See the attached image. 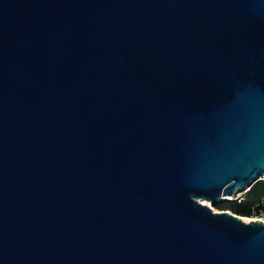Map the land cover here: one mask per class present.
<instances>
[{"label": "water", "instance_id": "obj_1", "mask_svg": "<svg viewBox=\"0 0 264 264\" xmlns=\"http://www.w3.org/2000/svg\"><path fill=\"white\" fill-rule=\"evenodd\" d=\"M262 176L264 0H0V264H264Z\"/></svg>", "mask_w": 264, "mask_h": 264}, {"label": "trees", "instance_id": "obj_2", "mask_svg": "<svg viewBox=\"0 0 264 264\" xmlns=\"http://www.w3.org/2000/svg\"><path fill=\"white\" fill-rule=\"evenodd\" d=\"M264 180L256 181L241 200L227 199L215 205L220 210H231L241 216H255L264 208Z\"/></svg>", "mask_w": 264, "mask_h": 264}, {"label": "built area", "instance_id": "obj_3", "mask_svg": "<svg viewBox=\"0 0 264 264\" xmlns=\"http://www.w3.org/2000/svg\"><path fill=\"white\" fill-rule=\"evenodd\" d=\"M259 180H264V176H262ZM251 186L247 187L244 191L238 192L233 196H229V199H238L241 200L244 197V194L250 190ZM264 204V203H263ZM249 219H260L264 221V208L260 210V212L255 216L247 217Z\"/></svg>", "mask_w": 264, "mask_h": 264}, {"label": "bare ground", "instance_id": "obj_4", "mask_svg": "<svg viewBox=\"0 0 264 264\" xmlns=\"http://www.w3.org/2000/svg\"><path fill=\"white\" fill-rule=\"evenodd\" d=\"M203 202H205V203H207V204H210L209 201H206V200H204ZM242 218H243L244 220H247V221L250 220V219L247 218V217H243V216H242Z\"/></svg>", "mask_w": 264, "mask_h": 264}, {"label": "rangeland", "instance_id": "obj_5", "mask_svg": "<svg viewBox=\"0 0 264 264\" xmlns=\"http://www.w3.org/2000/svg\"><path fill=\"white\" fill-rule=\"evenodd\" d=\"M209 203L213 206V208H214L215 210H220V209L216 208L215 205H213L211 202H209ZM243 217H248V216H243Z\"/></svg>", "mask_w": 264, "mask_h": 264}]
</instances>
